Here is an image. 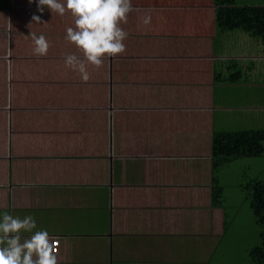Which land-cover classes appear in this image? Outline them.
<instances>
[{"label":"crops","instance_id":"obj_1","mask_svg":"<svg viewBox=\"0 0 264 264\" xmlns=\"http://www.w3.org/2000/svg\"><path fill=\"white\" fill-rule=\"evenodd\" d=\"M131 2L125 53L84 81L70 12L0 0V217L33 216L59 264H211L236 205L219 170L239 164L247 194L258 158L212 138L264 131V40L218 30L214 0Z\"/></svg>","mask_w":264,"mask_h":264},{"label":"clouds","instance_id":"obj_2","mask_svg":"<svg viewBox=\"0 0 264 264\" xmlns=\"http://www.w3.org/2000/svg\"><path fill=\"white\" fill-rule=\"evenodd\" d=\"M43 6L60 16L66 12L73 16L74 26L66 29L65 39L83 55L67 54L64 62L66 67L78 71L82 80L90 79L89 64L100 68L106 57L125 53L128 32L122 24L127 23L133 11L131 0H38L41 13ZM33 20L40 23L39 16L34 15ZM150 22L151 15L146 14L143 23ZM30 36L35 45L34 54L46 56L51 47L46 36L32 32ZM35 229L33 216L20 218L4 212L0 217V264H59L56 238L47 230Z\"/></svg>","mask_w":264,"mask_h":264},{"label":"trees","instance_id":"obj_3","mask_svg":"<svg viewBox=\"0 0 264 264\" xmlns=\"http://www.w3.org/2000/svg\"><path fill=\"white\" fill-rule=\"evenodd\" d=\"M218 30H239L264 40V1L261 5H237L235 0H214ZM264 153V131H218L212 138L215 158L260 157ZM246 199L261 227L259 243L249 251L251 264H264V179H255Z\"/></svg>","mask_w":264,"mask_h":264},{"label":"rangeland","instance_id":"obj_4","mask_svg":"<svg viewBox=\"0 0 264 264\" xmlns=\"http://www.w3.org/2000/svg\"><path fill=\"white\" fill-rule=\"evenodd\" d=\"M264 0H235L237 5H261ZM255 176L264 179V153L252 161ZM241 163V162H240ZM219 170L222 183H226L227 201L236 205H229V222L220 243L211 255V264H251L249 251L259 243L261 227L255 222L250 204L244 191L236 188L237 182L242 179L241 168L238 164ZM228 180V181H227Z\"/></svg>","mask_w":264,"mask_h":264},{"label":"built area","instance_id":"obj_5","mask_svg":"<svg viewBox=\"0 0 264 264\" xmlns=\"http://www.w3.org/2000/svg\"><path fill=\"white\" fill-rule=\"evenodd\" d=\"M58 247H59V241L58 239L56 238V251L58 252Z\"/></svg>","mask_w":264,"mask_h":264}]
</instances>
